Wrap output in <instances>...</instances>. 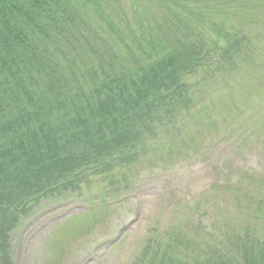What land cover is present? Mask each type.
Here are the masks:
<instances>
[{
    "label": "trees",
    "instance_id": "obj_1",
    "mask_svg": "<svg viewBox=\"0 0 264 264\" xmlns=\"http://www.w3.org/2000/svg\"><path fill=\"white\" fill-rule=\"evenodd\" d=\"M128 2L0 0V264H10L8 233L30 198L59 183L80 187L83 168L108 156H136L149 130L182 114L188 76L227 72L222 60L234 75L249 67L247 45L229 25L239 13L229 0ZM75 35H106L125 54L115 53L119 68L99 61L87 78L73 79L78 87L54 79L46 43L73 49ZM257 233L186 264H264ZM148 264L182 263L165 252Z\"/></svg>",
    "mask_w": 264,
    "mask_h": 264
},
{
    "label": "rangeland",
    "instance_id": "obj_2",
    "mask_svg": "<svg viewBox=\"0 0 264 264\" xmlns=\"http://www.w3.org/2000/svg\"><path fill=\"white\" fill-rule=\"evenodd\" d=\"M232 2V8L238 11L246 4L248 8L243 13H264V0ZM238 23L236 14L229 25ZM255 58L259 70L247 67L236 77L228 75L221 82L236 97H239L238 88H245L244 102H239L240 110L211 107L207 120L213 121L215 127H187L173 142L171 138L163 139V143L152 148L138 167L122 170L129 175L128 203L110 206L119 193L114 194L116 187L107 184L82 193L73 204L62 201L39 207L13 235L14 264H144L139 260L140 247L158 239L154 233L161 231L168 209L175 206L173 214H183L188 211V206H192L188 205L189 198L201 191L209 192L205 195L209 201H199L201 209L204 203L207 208L219 207L218 211L215 208L209 212L208 219L199 218L213 235L219 231L226 233V238L232 234H238L240 238L248 230H254V226L264 230L260 218L264 211V179H260L264 177V52L258 51ZM76 64L82 72L86 71L79 59ZM224 130L230 135L232 131L235 134L229 148L214 143L210 156L214 155L213 162L200 160L195 166L184 169L189 148L193 149L196 144L206 146L212 138L220 139V132ZM241 138L244 145H241ZM158 156L168 159L170 164L159 166L156 163ZM171 167L170 172H152ZM183 172L188 177L178 180ZM241 172L244 173L242 178L238 176ZM107 189L110 192L107 193ZM89 198H95L93 201L96 202L94 208L83 215L89 227L84 228L83 219L79 220L82 222L79 233L66 232L68 224L65 222L53 226L63 219L64 213L81 212L82 208L77 204L84 206L92 201ZM138 200L140 208L134 205ZM136 209H140L139 216L133 213ZM213 212L216 218H212ZM120 230H124L121 235L118 234ZM168 232L174 233L172 226L168 227ZM197 246L203 248L192 243L186 256L197 254ZM149 250L156 252L154 248Z\"/></svg>",
    "mask_w": 264,
    "mask_h": 264
}]
</instances>
